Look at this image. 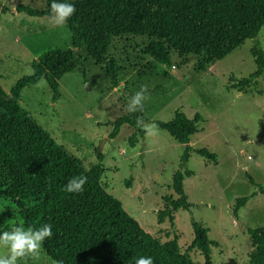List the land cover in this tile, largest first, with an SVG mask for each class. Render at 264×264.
<instances>
[{"label": "rangeland", "instance_id": "obj_1", "mask_svg": "<svg viewBox=\"0 0 264 264\" xmlns=\"http://www.w3.org/2000/svg\"><path fill=\"white\" fill-rule=\"evenodd\" d=\"M20 6L45 11L47 0H0V87L6 93L31 74V62L40 54L71 48L70 30L57 8L49 16H31L17 11ZM256 39L264 51V26ZM149 42L132 34L111 39L105 57L118 68L117 87L105 66L80 48L79 65L59 79L56 95L41 78L22 88L18 104L88 171L97 163L100 143L109 139L120 117L135 113L137 102L145 134L121 124L114 138L104 142L103 187L154 238L165 242L176 236L180 252L194 264H203V256L189 248L193 221L208 228L209 239L217 244L211 264H248L252 246L247 231L264 226V194L250 197L236 214L233 210L238 198L256 191L255 185L264 187V73L242 92L235 86L255 70L254 41L246 40L203 73L191 54L169 49L167 62L152 57ZM176 111L188 118L201 115L190 145L216 154V160L190 153L186 169L192 175L183 180V189L191 206L174 211L172 222L159 223L164 197H178L171 185L183 145L155 121H169ZM23 204L28 209L35 205L30 199ZM21 223L17 205L1 198L0 230L18 228L6 240L0 237V264H56Z\"/></svg>", "mask_w": 264, "mask_h": 264}, {"label": "trees", "instance_id": "obj_2", "mask_svg": "<svg viewBox=\"0 0 264 264\" xmlns=\"http://www.w3.org/2000/svg\"><path fill=\"white\" fill-rule=\"evenodd\" d=\"M57 8L71 33V48L52 49L31 62L32 72L18 79L9 93L0 87V199L14 202L19 208L21 226L26 229L56 264H194L180 252L177 237L160 242L131 217L122 203L101 184L102 155L84 171L51 136L18 104L22 88L44 78L57 94L58 81L80 62L84 48L96 64L105 66L113 87H117V66L106 60L110 41L125 34L150 39L146 47L152 57L167 62L169 49L180 55L197 57L196 70L205 72L248 39L254 41L250 53L255 70L240 80L239 92L255 84L264 73V51L256 39L264 26V0H47V10L18 7L31 16L50 15ZM4 11V8H1ZM135 104V113L120 117L109 139L121 124L134 127L140 135L145 121L143 108ZM201 115L188 118L176 111L169 121H155L158 129L183 145L180 169L172 177L176 199L164 197L158 222H172V213L188 210L191 204L183 189V180L192 175L186 169L191 152L212 161L216 154L205 148L194 150L191 137L197 133ZM132 141V138H131ZM249 181L255 185L252 178ZM236 200L233 213L264 187ZM24 199L34 206L25 208ZM18 226H5L0 237L6 240ZM193 240L211 264L209 230L193 221ZM252 246L248 264H264V226L249 228Z\"/></svg>", "mask_w": 264, "mask_h": 264}, {"label": "water", "instance_id": "obj_3", "mask_svg": "<svg viewBox=\"0 0 264 264\" xmlns=\"http://www.w3.org/2000/svg\"><path fill=\"white\" fill-rule=\"evenodd\" d=\"M107 140H109V139H108V138H105V139L100 143V146H99V148L97 149V154H99V153L101 152V148H102L104 142L107 141Z\"/></svg>", "mask_w": 264, "mask_h": 264}]
</instances>
